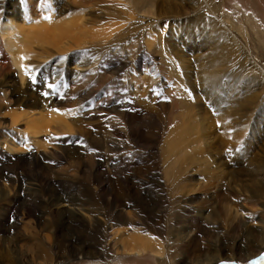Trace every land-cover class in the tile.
<instances>
[{
	"label": "rangeland",
	"instance_id": "rangeland-1",
	"mask_svg": "<svg viewBox=\"0 0 264 264\" xmlns=\"http://www.w3.org/2000/svg\"><path fill=\"white\" fill-rule=\"evenodd\" d=\"M75 1L59 0V18L78 21L84 9ZM105 8H90L78 23L81 44L44 54L33 44V59L43 60L31 92L22 89L27 76L21 84L15 68L0 70V216L25 244L24 263L38 259L22 228L50 236L56 260L46 264H160L150 253L120 250L128 234L144 230L162 255H173L171 264L225 257V243L248 253L264 237V0H157L153 15L127 20L122 27L136 30L120 36L109 28L125 21H91ZM23 10L7 4L2 12L19 22ZM67 41L74 42L60 45ZM37 98L48 103L45 115L59 109L52 112L60 119L46 115L47 131L34 135L25 119H10ZM188 105L208 116L212 135L192 147V159L174 163L162 147ZM235 208L243 221L231 215ZM4 238L0 230V252L14 248ZM261 254L264 246L210 264H264Z\"/></svg>",
	"mask_w": 264,
	"mask_h": 264
},
{
	"label": "bare ground",
	"instance_id": "bare-ground-1",
	"mask_svg": "<svg viewBox=\"0 0 264 264\" xmlns=\"http://www.w3.org/2000/svg\"><path fill=\"white\" fill-rule=\"evenodd\" d=\"M37 1L38 0H17V2H19V3H10V0H0V70L5 71L8 68L9 69L15 68L18 71V76H19V80H20L21 84H23V82H25L24 76L26 77L25 72L22 71V69H21L22 63L25 65V67H30L33 69L41 66L40 64H42L41 63V61L43 60L42 56H41L42 58L39 61H36L37 60L36 58L33 59L34 58L33 55L36 54V57L39 56V55H37L38 49H40L38 52H42L44 54L46 52L48 53L49 50L47 51V49H49V47H51V46L55 47V50L58 51L60 49H64L65 46H67L66 49H69L71 47V45L75 46V45L81 44L80 41H82V40L80 38L82 37L81 34H83V33L80 34L81 37L78 34L80 32H82L80 30L83 28H81L78 23H81V24L83 22L86 23V21L88 19H90V18H88V19L83 18L85 13L93 14V11L90 10V8H92V7L101 8L103 6H106V8H105L106 11L96 12L95 16H93V17L91 16V19H92L91 21L93 23H97L98 19H96V17L99 19L103 18V17L104 18L108 17V19L111 18V20L112 19H121V20L125 21V22L113 25L112 28L111 27L109 28L112 30L113 34H116V36H120V35H123L125 31L132 30V29L136 30L135 28L132 27L133 24H131V23H129L127 30H125V27H122L123 23H126L127 20H131L133 17L141 19L142 17L139 16L140 14L153 15L154 7H155L156 2H157V0H76L74 4H76L78 6V8L84 9V13L81 12V11H83V10H81L79 13L77 12L78 13V14H76L77 16L75 15V17H78V21H77L75 18H73L74 15H73V17L72 16L71 17L66 16L64 18H62V17L59 18L60 13L63 11V10L61 11V9H60V11L56 10V9H58L57 4H58L59 0H54V4H52L51 7L49 5L47 7H43L41 4L39 5ZM22 3H23V5H22ZM35 3H37L38 5ZM7 4H10V6H15L16 10H17V8H22V10L24 9L22 12V16L20 17L21 20L19 22L15 20L14 17H16V16L13 15L14 14L13 12L11 14H4L2 12ZM42 4H49V0H42ZM110 6H113L114 11H109ZM54 7H55V10H54ZM86 9H88V12L86 11ZM45 16L50 17V19H44L43 17H45ZM56 17H58V18H56ZM68 17H69V19H75V21H77V22L72 21V20H68L67 19ZM83 32H85V31L83 30ZM131 32H135V31H131ZM147 32H149V31H147ZM104 33H105V31H104ZM109 34H110V31H109V33H107V35L104 34V36H105L104 38L109 37ZM68 37L72 38L74 40V42L67 41L66 43L64 42L65 44L63 46H61L60 44H62V40L64 38L67 39ZM77 37L79 38V40ZM108 39H110V38H108ZM153 39H151V41H150L151 44L153 42H156V41H153ZM148 40H149V38H148ZM148 40H146L147 44L149 43ZM106 41H107V38H106ZM33 44L36 45L37 51H36V49H34ZM154 47H155V45H154ZM33 50H35L36 53L33 52ZM22 55L28 57V59L21 61L20 56H22ZM37 58H39V57H37ZM44 58H45V56H44ZM35 76H36V74H35ZM28 77L29 76L26 77L27 81L25 83L24 88L21 87L23 89V91L25 92V93L23 92L24 94H26L28 91L31 92V89H32L31 86H33L30 84L32 81L29 80L30 78H28ZM28 80L31 82H28ZM38 80H40V79H38ZM34 87H35V85H34ZM37 89H39V88H37ZM57 91H59L58 88H57ZM41 94H42V92L40 91L39 95H41ZM57 96H59V95H57ZM29 103H31V102H29ZM30 105L33 108H30L29 107ZM30 105L26 109L20 108L24 111H21V112L15 114L12 117V119H10V123H14V122L18 121L19 119H25L26 128L29 130V133L31 132L32 134L35 135V134H38L40 132H44V130H46L41 126L40 122L44 121V119L47 118L46 115H49V114L45 115L43 112L48 107L47 106L48 103H46V100H44L43 98H41V99L37 98V101H34ZM189 106L190 105H188L187 108L182 112V116H181L182 118L181 119L179 118L180 122L173 125L172 129L170 130V132L166 136L164 143H163L162 152H167L170 155H172L175 158L174 163L175 162L179 163V160L181 161V159L183 160V158L184 159L185 158H191L190 153L193 151L192 147H194V149L196 147H200V144H203V140H205L207 143V139L211 138V135H212L211 134L212 130L206 131V129H210L208 116L205 114L198 115V116L193 114L194 115L193 116L192 115L193 110H191L189 108ZM50 109H51V106H50ZM50 109H48L49 112H50ZM46 111L47 110H45V112ZM52 114L55 115V113H53L51 111V114L49 116H51ZM53 115L50 117V119H52V120L60 119V116L58 114L55 115L56 117ZM25 131H27V130L25 129ZM213 132H214V130H213ZM29 133H27V134H29ZM52 135L56 136V133H52ZM5 139H6V137H5ZM5 141H7V140H5ZM201 146H203V145H201ZM6 148H8L7 145H6ZM9 149H11V148L9 147ZM191 149H192V151H191ZM189 151H191V152H189ZM188 155H189V157H188ZM186 160H188V159H186ZM167 173H168V171L166 170V174ZM254 190L258 194L262 193L260 187H256V188H254ZM251 192H253V191H251ZM256 193H253V195H256ZM53 204H55V203H53ZM231 209H229V212H231ZM255 210H257V209H255ZM76 212L80 213L79 211H75L74 214ZM242 213L243 212H240L238 209H236L235 211L234 210L232 211L231 215L234 214V218L237 219V221H239V220L243 221L242 220V218H243ZM126 215H127L126 216L127 218H130L129 213H127ZM83 218L87 221L90 220V219H87L85 217H83ZM235 219H233V221ZM250 220H251V218H250ZM252 223H254V222H252ZM9 224H12V223L8 221L7 214L6 213L2 214L0 216V230H2L5 233L4 242H10V244L13 245L14 248L7 249V250L3 249V251L0 252L1 253V258H0L1 262H2V264H25L23 258L27 254L25 251H23L21 249L25 244L24 243H22L21 245L18 244L19 239H16V240L14 239L15 232ZM50 224H51V222H50ZM255 224H253V225H255ZM261 227L264 229V224H262ZM26 231L23 228L20 229L21 240L24 241L25 243L27 242L26 246L29 248V250H31L33 248L34 254L37 253L35 258L38 260L35 264H41V263L46 264V263H52L53 261H55L56 259L53 260L51 257L52 246L54 244L51 241L50 236L43 235V236L38 237V235H37V237L36 236L34 237L32 235V234H34V232L32 234H28ZM28 232H29V230H28ZM145 232L146 231L144 230V233ZM263 232H264V230H263ZM144 233L139 234L138 232H135L134 234L133 233L128 234L127 238H125V240H123V241H125L126 247H125V245H121L120 250L122 252H126V253L131 252L134 254H141L143 252H147V253H150L155 258H157V260L160 264H171L172 261L174 260L173 255H171V254L162 255L163 248L160 246L161 243L158 244L159 242L157 243L155 240L152 241L151 238H149L148 235H146V234H148V232L146 234H144ZM29 235H32V236L30 237ZM254 239H255V237H254ZM258 241H256V242H258ZM117 246L118 245H116V247ZM263 246H264V237H263L262 243H259V244L256 243L253 246H249V251H247L248 253H245V254L248 255L247 256L248 258L252 257L255 254H257V252H259L263 248ZM219 247L222 248L221 253L223 252L226 254L225 257L222 255L220 256V254H218L216 256L209 254L208 255L209 257L207 256V257L195 258V260L196 261L198 260L197 261L198 263L201 262L203 264H210L211 262L222 259V258H224V259L228 258V259L234 260V259H240L241 257L243 258V256L245 255V254L242 255V253H241V251L243 252L244 247L240 248L239 245L234 244V243H231V245L229 243H225ZM102 249H101V252H102ZM229 252L231 254H228ZM54 255H56L58 257L57 250H55Z\"/></svg>",
	"mask_w": 264,
	"mask_h": 264
},
{
	"label": "snow or ice",
	"instance_id": "snow-or-ice-1",
	"mask_svg": "<svg viewBox=\"0 0 264 264\" xmlns=\"http://www.w3.org/2000/svg\"><path fill=\"white\" fill-rule=\"evenodd\" d=\"M44 19H50V17H48V16H45V17H43ZM26 59H28V57H26V56H20V60L21 61H24V60H26ZM21 69H22V71H24L25 72V75L26 76H29V78L31 79V81H32V83L33 84H35V83H37V78H36V76L35 75H32V73L34 72V71H39V69H33V68H30V67H25V65L22 63L21 64ZM49 89H53L54 87H55V85H53V84H47L46 85ZM49 93H42V95H45V96H47ZM52 111H56V112H60V110L59 109H52ZM219 126V125H218ZM228 151H231V150H228ZM237 151H239V149H237ZM259 259L260 260H264V254H261V256L259 257ZM221 264H231V262H227V261H222L221 262ZM249 264H257V262L256 261H249Z\"/></svg>",
	"mask_w": 264,
	"mask_h": 264
}]
</instances>
